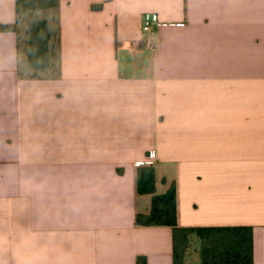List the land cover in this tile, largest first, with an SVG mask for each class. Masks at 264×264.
Returning a JSON list of instances; mask_svg holds the SVG:
<instances>
[{
	"label": "crops",
	"instance_id": "0c3cea01",
	"mask_svg": "<svg viewBox=\"0 0 264 264\" xmlns=\"http://www.w3.org/2000/svg\"><path fill=\"white\" fill-rule=\"evenodd\" d=\"M52 12L47 76H20L27 48L0 32V264H173V229L135 224L151 211L136 189L149 155L178 228H248L264 264V0ZM146 14L160 24L144 36ZM16 22L0 0V25Z\"/></svg>",
	"mask_w": 264,
	"mask_h": 264
},
{
	"label": "trees",
	"instance_id": "16d2710c",
	"mask_svg": "<svg viewBox=\"0 0 264 264\" xmlns=\"http://www.w3.org/2000/svg\"><path fill=\"white\" fill-rule=\"evenodd\" d=\"M57 0H16L15 25H0V32H16V25L25 12L52 11ZM29 28L27 53L23 66L18 67L20 76L32 79L51 69L54 56L49 27L39 20ZM21 62V61H20ZM136 189L139 194L152 196L148 215H137L138 226H168L173 229V264H252L250 229L238 228H192L176 226L175 186L172 184L163 195L155 193L154 170L143 165L136 171Z\"/></svg>",
	"mask_w": 264,
	"mask_h": 264
},
{
	"label": "rangeland",
	"instance_id": "374dc122",
	"mask_svg": "<svg viewBox=\"0 0 264 264\" xmlns=\"http://www.w3.org/2000/svg\"><path fill=\"white\" fill-rule=\"evenodd\" d=\"M43 11L41 12H25L21 15L19 22L16 25V29L19 34L20 38V45L23 49L27 48V41L29 39V28L33 27L32 25L35 24L39 20H44L48 27H49V32H50V38L48 42L53 45L52 47V55H55V49H56V20H55V15L52 11ZM23 66V58L20 62V68ZM49 71H44L40 75H48L50 74Z\"/></svg>",
	"mask_w": 264,
	"mask_h": 264
},
{
	"label": "built area",
	"instance_id": "2783aa9c",
	"mask_svg": "<svg viewBox=\"0 0 264 264\" xmlns=\"http://www.w3.org/2000/svg\"><path fill=\"white\" fill-rule=\"evenodd\" d=\"M159 21L157 20L156 15L154 14H146L144 15L143 19H142V25H141V32L142 35L146 36L149 33H151L153 31L154 28H156L159 25ZM144 47H147L149 49H152L153 44L149 41H142ZM136 47H141V44L139 42L135 43ZM152 164V159H151V155H149L147 161L145 162L144 165H151Z\"/></svg>",
	"mask_w": 264,
	"mask_h": 264
}]
</instances>
